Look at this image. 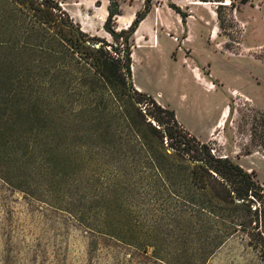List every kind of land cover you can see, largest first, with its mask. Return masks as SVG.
<instances>
[{
  "label": "trees",
  "instance_id": "16d2710c",
  "mask_svg": "<svg viewBox=\"0 0 264 264\" xmlns=\"http://www.w3.org/2000/svg\"><path fill=\"white\" fill-rule=\"evenodd\" d=\"M109 1L104 29L113 41L85 31L59 0H0V176L93 224L68 192L81 183L84 158L109 166L117 176L99 197V228L129 243L145 240L143 249L169 264H203L235 233L264 231V186L235 155L214 152L175 109L135 87L132 39L153 0L121 30L120 2ZM130 194L163 200L181 226L205 235L201 261L168 257L146 241V229L117 225L109 206Z\"/></svg>",
  "mask_w": 264,
  "mask_h": 264
},
{
  "label": "rangeland",
  "instance_id": "374dc122",
  "mask_svg": "<svg viewBox=\"0 0 264 264\" xmlns=\"http://www.w3.org/2000/svg\"><path fill=\"white\" fill-rule=\"evenodd\" d=\"M59 1L85 31L97 30L100 33L93 35L113 41L104 29L100 2ZM167 2L183 5L179 6L181 13L172 8L178 16L165 7L168 33L160 30V48L135 50L133 81L144 87L140 91L175 109L198 136H206L220 110L229 103L232 110L221 140L203 141H209L218 154L243 155L241 163L251 165L249 170L264 186V0ZM186 35L190 39L183 44ZM185 56L192 60L185 61ZM191 65L201 68L216 88L197 81ZM81 166V183L70 187L68 195L80 203L93 224L80 214L14 187L0 176V264H169L154 255L153 247L143 249L145 240L129 243L99 228L105 207L99 197L109 195L117 175L109 166L86 158ZM124 198L109 206L117 225L146 229L150 232L146 241L156 243L160 253L168 257L174 259L178 253L182 259L201 261L198 252L206 244V236L181 226L168 212L171 205L151 194ZM255 233V237L250 231L235 233L203 264H264V231Z\"/></svg>",
  "mask_w": 264,
  "mask_h": 264
},
{
  "label": "crops",
  "instance_id": "0c3cea01",
  "mask_svg": "<svg viewBox=\"0 0 264 264\" xmlns=\"http://www.w3.org/2000/svg\"><path fill=\"white\" fill-rule=\"evenodd\" d=\"M97 1L100 2V6H99L101 8L100 13L104 14V21L103 22L105 23L107 16H108V5H109L108 3H110V2H109V0H97ZM131 1L132 2L129 1L128 3L127 2L123 3L122 1H120L122 14L118 15L116 18V23H117L116 25H117L118 30L128 28L131 25V23L133 22V20L135 19L136 13L138 11L142 10L145 6L144 0H131ZM176 3L180 7L183 6V5L179 4L178 2H176ZM165 7H169L171 10H173L169 6V2H167V0H153L151 11L140 22L137 30L135 31V33L133 35V39H132V45H133L132 46V58L133 59L135 57V50L136 49L149 50V49H153V48H160V45H161V42H160V33L161 32H160V30H164L165 32L168 33L167 27H169V25H170V22L167 19V13H166ZM157 9H159V10H157ZM174 12L177 13L176 11H174ZM177 15L179 16V13H177ZM177 19H178V17H177ZM178 22H179V19H178ZM182 22L186 26L187 21H186V23H184V21L182 19ZM177 25L178 24L176 22V28L179 27ZM183 31H184V26H182L181 33H183ZM89 33L95 34V33H100V32H98L97 30H93V31H89ZM214 33H216V32H214ZM213 36L215 37L214 34H213ZM217 36H218V34H217ZM189 39H190V35L183 36V38H182L183 44H186L189 41ZM174 40L178 41L175 38H174ZM190 51L191 50H189V52ZM184 58H185V61L192 60L188 56H185ZM190 69H191V72L193 73V77L197 81H199L200 83H203L206 87L209 88V84L213 81L206 77L205 73H203L201 68H199L198 66L191 65ZM209 75L210 76L212 75L211 71H209ZM133 82L139 90H145L144 87L142 85H140L138 82H136V81H133ZM212 88H216V87H212ZM163 104H165V103H163ZM231 110H232L231 105H229V103H226L223 106V108L220 110L219 116L209 126L208 132H207L206 136H204V137L200 136V135L198 136L195 132L196 130L193 129L185 120H183L181 117H179V115L177 114L176 111L175 112H176L177 119L182 124V126H184L192 134H195L196 136H198V138H200L201 140H208V139H214V138L216 140H221L220 138H221L222 133L224 132L226 121L228 120V118L231 114ZM235 156L237 159H239V161L241 163V158L243 157V155L238 156L237 154H235ZM243 166L247 169H251V167H252L251 165H243Z\"/></svg>",
  "mask_w": 264,
  "mask_h": 264
},
{
  "label": "built area",
  "instance_id": "2783aa9c",
  "mask_svg": "<svg viewBox=\"0 0 264 264\" xmlns=\"http://www.w3.org/2000/svg\"><path fill=\"white\" fill-rule=\"evenodd\" d=\"M215 86V83L214 82H211L210 84H209V87H214ZM213 151L215 152V150L213 149ZM223 156H226V154H224Z\"/></svg>",
  "mask_w": 264,
  "mask_h": 264
},
{
  "label": "bare ground",
  "instance_id": "6f19581e",
  "mask_svg": "<svg viewBox=\"0 0 264 264\" xmlns=\"http://www.w3.org/2000/svg\"><path fill=\"white\" fill-rule=\"evenodd\" d=\"M197 3L203 4V5H208L209 4L208 2H204V1H198Z\"/></svg>",
  "mask_w": 264,
  "mask_h": 264
},
{
  "label": "flooded vegetation",
  "instance_id": "af4514ba",
  "mask_svg": "<svg viewBox=\"0 0 264 264\" xmlns=\"http://www.w3.org/2000/svg\"><path fill=\"white\" fill-rule=\"evenodd\" d=\"M246 2H248L249 0H245Z\"/></svg>",
  "mask_w": 264,
  "mask_h": 264
}]
</instances>
